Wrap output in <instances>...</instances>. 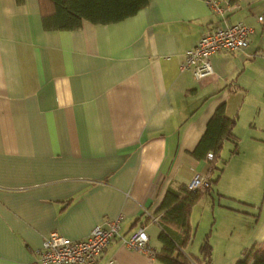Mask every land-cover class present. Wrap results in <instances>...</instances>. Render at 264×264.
I'll return each mask as SVG.
<instances>
[{
	"label": "crops",
	"instance_id": "0c3cea01",
	"mask_svg": "<svg viewBox=\"0 0 264 264\" xmlns=\"http://www.w3.org/2000/svg\"><path fill=\"white\" fill-rule=\"evenodd\" d=\"M219 1L227 23L253 31L244 49L218 52L213 74L196 79L180 65L222 24L209 0H150L119 21L82 19L73 29L46 26L52 0H0V264H33L51 232L81 239L117 217L120 235L145 226L160 251L158 209L168 189L207 174L210 160L192 152L222 104L236 118L233 136L191 210L184 250L200 256L209 236L212 264H236L264 241V138L248 135L250 156L239 148L241 134L264 132V0ZM210 208L214 243L197 215ZM195 237L198 252L189 250ZM226 238L234 243L221 247ZM111 260L161 264L120 236L94 264Z\"/></svg>",
	"mask_w": 264,
	"mask_h": 264
},
{
	"label": "trees",
	"instance_id": "16d2710c",
	"mask_svg": "<svg viewBox=\"0 0 264 264\" xmlns=\"http://www.w3.org/2000/svg\"><path fill=\"white\" fill-rule=\"evenodd\" d=\"M54 14L46 18V26L54 29H73L81 25L82 19L95 23H110L134 15L146 7L150 0H52ZM236 118L225 113V105L219 106L208 122V127L192 152L196 157H207L213 153L206 178L209 186L205 189H190L184 185L167 190L158 209V223L162 227L159 240L162 243L155 259L161 264H212V244L209 236L204 240L201 255H189L184 248L191 239L190 213L202 195L211 189L215 169L223 142L233 136L232 129ZM236 264H264V241L245 249L243 257Z\"/></svg>",
	"mask_w": 264,
	"mask_h": 264
},
{
	"label": "built area",
	"instance_id": "2783aa9c",
	"mask_svg": "<svg viewBox=\"0 0 264 264\" xmlns=\"http://www.w3.org/2000/svg\"><path fill=\"white\" fill-rule=\"evenodd\" d=\"M209 2L212 9L222 16V24L208 28L198 42L186 50L180 65L181 70H190L196 79L213 74L212 58L218 52L244 49L253 31L243 22L227 23L222 3L219 0ZM258 19L264 23V16H259ZM207 157L212 159L213 153L208 152ZM209 184L206 175L196 174L188 187L205 189ZM120 227L121 218L117 217L97 225L87 237L81 239L51 232L37 250L33 264H94L116 236H120L129 248L146 253L152 258L156 257L158 250L150 244L145 226L140 227L129 238L120 235ZM109 264H115V261L111 260Z\"/></svg>",
	"mask_w": 264,
	"mask_h": 264
},
{
	"label": "rangeland",
	"instance_id": "374dc122",
	"mask_svg": "<svg viewBox=\"0 0 264 264\" xmlns=\"http://www.w3.org/2000/svg\"><path fill=\"white\" fill-rule=\"evenodd\" d=\"M241 135H242L243 138H241V142L239 144L240 152H241V154H245V155H248V156H250L253 153V151H254V150H249V147H246V143H247V140H248V135H252V136L255 135L256 137L264 138V132H260V131H255L254 133H250V134H249V132H247V134L244 133V134H241ZM230 144H232V143L230 142ZM219 159H220V163H221L222 162V157L219 158ZM218 162H219V160H218ZM237 167H240V166H237ZM261 175H262V178H260V179H261V183H262V185L264 187V160H263V162H261ZM206 198H207V196L202 199V201L198 204L197 208H200V206L201 207L203 206ZM197 215H199V217L201 219L200 232H202V229L204 231H206V233L209 232L210 233V237H211V239H212V241L214 243L215 240H214L213 234L218 229V221L216 220L214 214L212 213V209L211 208L210 209H206L204 212L199 210V211H197ZM223 220L224 221H222V223H224V230L221 229L220 232L223 233V234H227L228 233L227 238H230L229 234L231 235L232 230L229 229L227 218H224ZM214 222H215V225H214ZM227 238L226 239H221V240L219 239L220 240L219 243H221V247H225L227 244L228 245H232L234 243L232 241H229ZM198 249H199V241H198V237L197 238L195 237L194 245H191L189 250L192 251V252L193 251L194 252H198Z\"/></svg>",
	"mask_w": 264,
	"mask_h": 264
}]
</instances>
